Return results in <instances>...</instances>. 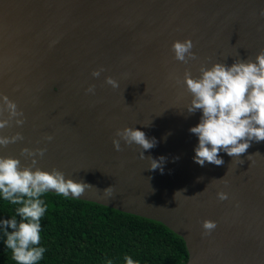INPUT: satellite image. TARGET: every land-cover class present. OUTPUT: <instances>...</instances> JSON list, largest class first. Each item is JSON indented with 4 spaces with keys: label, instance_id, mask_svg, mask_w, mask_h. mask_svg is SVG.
<instances>
[{
    "label": "water",
    "instance_id": "95a60500",
    "mask_svg": "<svg viewBox=\"0 0 264 264\" xmlns=\"http://www.w3.org/2000/svg\"><path fill=\"white\" fill-rule=\"evenodd\" d=\"M261 12L264 0H0V96L25 120L0 131L24 137L0 156L30 166L22 150L46 149L37 167L91 186L68 197L165 225L185 241V264H264V141L239 158L221 151L222 166L195 163L190 129L202 112H187L182 83L202 66L254 61L264 50ZM189 39L197 59L176 61L173 43ZM128 127L158 141L144 156L165 157L163 172L150 171L135 144L114 149ZM206 220L217 225L210 235Z\"/></svg>",
    "mask_w": 264,
    "mask_h": 264
},
{
    "label": "clouds",
    "instance_id": "9594fccd",
    "mask_svg": "<svg viewBox=\"0 0 264 264\" xmlns=\"http://www.w3.org/2000/svg\"><path fill=\"white\" fill-rule=\"evenodd\" d=\"M193 48L194 44L190 39L175 41L172 45L175 60L187 64L197 59ZM104 71L105 69L100 68L93 71L92 76L99 78ZM200 73L198 78H193L191 72L186 71L182 82L192 97L187 112H202L199 124L190 129V133L197 136L199 141L193 159L201 167L206 162L222 166L224 160L219 158L221 151L230 157L239 158L247 153L253 141H264V50L254 61L239 59L231 66L216 63L210 69L202 66ZM170 78L181 83L179 77ZM105 83L114 89L120 87L118 81L110 76ZM87 93L95 94V85H91ZM5 112L7 118H4ZM23 115L14 101L7 96H0V131L11 127L13 121L17 127H22L25 123ZM115 136L117 138L112 143L117 152L122 151L121 141L129 146L135 144L143 150L141 159H150L149 170L159 169L163 172L165 157L156 159L144 156L145 151L157 145L155 138L149 139L145 132L131 127L117 130ZM45 139L51 142L54 137L48 135ZM23 140L24 137L19 132L11 136L0 135V147L6 148ZM45 153L46 149H23L21 156L31 159L30 166L22 165L19 159L0 156V197L13 205H19L16 209L19 220L16 216L0 220V229L6 237L5 247L11 251L15 264H39L46 252L44 247L39 246L41 218L47 211L41 197L54 191L60 196L79 198L86 188L91 187L83 181L66 179L65 174L55 168L50 172L41 170L37 167L36 157L43 158ZM104 193L112 195L114 186L105 189ZM218 199L223 201L228 196L220 192ZM216 226L213 221H204V235H210ZM124 260L126 264H138L131 256H125ZM108 264L112 262L109 261Z\"/></svg>",
    "mask_w": 264,
    "mask_h": 264
},
{
    "label": "trees",
    "instance_id": "16d2710c",
    "mask_svg": "<svg viewBox=\"0 0 264 264\" xmlns=\"http://www.w3.org/2000/svg\"><path fill=\"white\" fill-rule=\"evenodd\" d=\"M41 218V243L46 252L39 264H185V241L165 225L105 206L46 193ZM19 205L0 197V220L16 216ZM17 220L19 217L16 216ZM0 229V264H15Z\"/></svg>",
    "mask_w": 264,
    "mask_h": 264
}]
</instances>
